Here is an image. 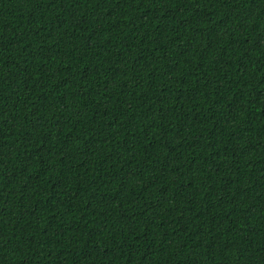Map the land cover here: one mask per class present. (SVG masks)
<instances>
[{
    "label": "trees",
    "instance_id": "1",
    "mask_svg": "<svg viewBox=\"0 0 264 264\" xmlns=\"http://www.w3.org/2000/svg\"><path fill=\"white\" fill-rule=\"evenodd\" d=\"M0 264H264V0H0Z\"/></svg>",
    "mask_w": 264,
    "mask_h": 264
}]
</instances>
